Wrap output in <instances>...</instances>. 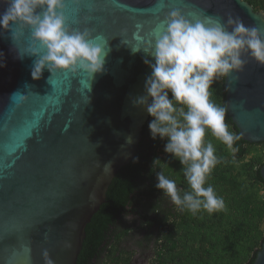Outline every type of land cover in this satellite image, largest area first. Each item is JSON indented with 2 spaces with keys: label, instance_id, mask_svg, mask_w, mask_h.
Listing matches in <instances>:
<instances>
[{
  "label": "water",
  "instance_id": "obj_1",
  "mask_svg": "<svg viewBox=\"0 0 264 264\" xmlns=\"http://www.w3.org/2000/svg\"><path fill=\"white\" fill-rule=\"evenodd\" d=\"M6 7L0 0V13ZM176 10L193 22L231 15L264 30V12L244 0H66L69 27L101 37L104 70L45 69L35 80L36 57L18 59L11 31L0 28V264H46L45 253L53 264H77L86 226L150 118L133 103L152 72L145 60L155 63L143 49ZM28 43L26 30L17 46ZM244 59L242 71L224 78L226 107L245 141L264 143V66ZM133 218L125 220L139 227ZM141 235L122 246L137 250ZM149 248L137 250L136 264ZM253 264H264V241Z\"/></svg>",
  "mask_w": 264,
  "mask_h": 264
},
{
  "label": "clouds",
  "instance_id": "obj_2",
  "mask_svg": "<svg viewBox=\"0 0 264 264\" xmlns=\"http://www.w3.org/2000/svg\"><path fill=\"white\" fill-rule=\"evenodd\" d=\"M4 2L7 7L0 13V28L11 31L18 59L36 57L31 69L33 79H41L45 69L52 76L81 70L93 75L104 70L107 52L95 43L101 37H94L87 28L69 27L66 0ZM26 30L30 31V43L21 49L17 45ZM143 51L154 57L155 63L145 60L152 72L146 78L145 94L133 103L153 118L148 125L152 139L166 141L164 152L179 160L188 184L187 190L179 189L176 181L160 170L155 187L179 211L196 215L201 210L209 214L226 210L224 198L207 183L223 158L215 154L206 134L226 145L233 153V162L238 151L234 145L242 137L230 130L226 123L228 109L211 100V89L218 78L243 70L245 54L264 66V30L248 27L231 15L227 20L206 17L193 22L176 10L169 14L165 30H157L154 43L149 42ZM3 56L0 52V67L6 66ZM156 165H161L159 158L153 161V167ZM47 256L45 253L46 264H53Z\"/></svg>",
  "mask_w": 264,
  "mask_h": 264
},
{
  "label": "trees",
  "instance_id": "obj_3",
  "mask_svg": "<svg viewBox=\"0 0 264 264\" xmlns=\"http://www.w3.org/2000/svg\"><path fill=\"white\" fill-rule=\"evenodd\" d=\"M264 12V0H244ZM224 78L214 83L211 100L226 107ZM134 157L113 178L106 201L86 226V237L77 264H129L135 251L123 242L142 230L141 242H154L155 256L149 264H253L264 241V143L243 138L233 153L210 133L216 155L223 158L207 183L224 198L226 210L196 215L179 211L163 191L155 187L156 172L164 170L179 189H188L179 160L164 152L166 141L152 139L148 125ZM226 123L240 134L229 113ZM155 158L161 165L153 167ZM207 186V185H206ZM133 216L137 227L125 220ZM133 234V235H132ZM139 241V240H137Z\"/></svg>",
  "mask_w": 264,
  "mask_h": 264
},
{
  "label": "flooded vegetation",
  "instance_id": "obj_4",
  "mask_svg": "<svg viewBox=\"0 0 264 264\" xmlns=\"http://www.w3.org/2000/svg\"><path fill=\"white\" fill-rule=\"evenodd\" d=\"M142 239H143V236H140L139 241L136 242L137 243V246H138V249L137 250H138V252H140L142 250H145L146 247H148V246L150 247L149 248L150 251H148L149 253L147 252V253L143 254V259H142V264H149L150 261L155 256V246H154V242L153 241L150 242V243L141 242V241H143ZM136 251H135V254H134L132 260L129 262V264H136L137 259H135V257H136V254H138V253H136Z\"/></svg>",
  "mask_w": 264,
  "mask_h": 264
},
{
  "label": "snow or ice",
  "instance_id": "obj_5",
  "mask_svg": "<svg viewBox=\"0 0 264 264\" xmlns=\"http://www.w3.org/2000/svg\"><path fill=\"white\" fill-rule=\"evenodd\" d=\"M117 6H119V5H117ZM82 11H83L84 13H87L88 10H87V8H84ZM165 26H166V25H163V27H165ZM165 28H166V27H165ZM67 76H68V75H67ZM67 76H66V77H67Z\"/></svg>",
  "mask_w": 264,
  "mask_h": 264
},
{
  "label": "rangeland",
  "instance_id": "obj_6",
  "mask_svg": "<svg viewBox=\"0 0 264 264\" xmlns=\"http://www.w3.org/2000/svg\"><path fill=\"white\" fill-rule=\"evenodd\" d=\"M138 227V226H137ZM131 250H133V249H131ZM133 251H136V250H133ZM136 253H138L137 251H136ZM137 255V254H136Z\"/></svg>",
  "mask_w": 264,
  "mask_h": 264
}]
</instances>
